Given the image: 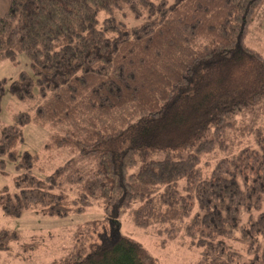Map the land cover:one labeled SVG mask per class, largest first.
I'll list each match as a JSON object with an SVG mask.
<instances>
[{
    "label": "trees",
    "instance_id": "obj_1",
    "mask_svg": "<svg viewBox=\"0 0 264 264\" xmlns=\"http://www.w3.org/2000/svg\"><path fill=\"white\" fill-rule=\"evenodd\" d=\"M260 1L8 0L0 61L24 53L33 77L8 84L26 105L0 129V168L16 171L2 211L64 217L97 202L162 244L184 240L192 264H264V54L244 41ZM30 122L51 129L44 153L70 151L50 172L18 151ZM90 231L48 264H159L127 235ZM19 240L1 228L0 252L38 248Z\"/></svg>",
    "mask_w": 264,
    "mask_h": 264
},
{
    "label": "rangeland",
    "instance_id": "obj_2",
    "mask_svg": "<svg viewBox=\"0 0 264 264\" xmlns=\"http://www.w3.org/2000/svg\"><path fill=\"white\" fill-rule=\"evenodd\" d=\"M8 6V0H0V15ZM115 14L126 25H134L137 20L132 17L127 9L116 10ZM264 0H261L254 11V19L248 27L244 38L247 45L258 49L264 54ZM26 70L32 75L29 67V59L24 53L17 54V61L8 59L0 61V80L6 79L5 90L0 103V129L9 124L13 113L22 110L26 104L17 100L8 90V84L18 77L20 71ZM33 77V75H32ZM36 91V87H34ZM256 114L255 125L264 128V105L259 107ZM239 120V118H238ZM51 129L49 126H40L35 123H27L23 127V142L17 146L18 151H28L38 155V162L43 166L45 172H50L58 163H62L70 156V151L56 150L50 148L44 153L43 145L48 140ZM234 141L235 132H231ZM250 139V136L247 137ZM217 150L206 159L212 160V156L219 154ZM162 153L156 152L150 158H161ZM14 163L4 159V167L0 168V194L4 191L11 192L14 189L13 178L15 176ZM40 173V172H38ZM264 209V207H263ZM246 219V214L242 215ZM15 230L22 241L38 244V248L31 251H23L20 244L12 243L9 250L0 252V264H48L61 258L72 250V245L80 238L87 228H91V234L98 241L101 235H109L116 230L139 241L148 253L156 259L159 264H192L197 256V250L190 247L184 240H168L161 243V237L153 228H142L135 226L125 212L115 219L105 214L99 203L93 202L91 206L79 213H71L64 217L50 216L35 210H25L20 216L6 215L0 208V229ZM80 232V234H78Z\"/></svg>",
    "mask_w": 264,
    "mask_h": 264
}]
</instances>
